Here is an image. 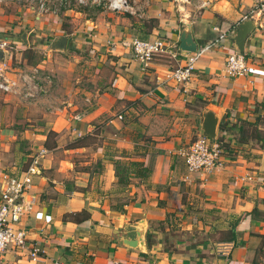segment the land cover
Masks as SVG:
<instances>
[{"label": "crops", "instance_id": "0c3cea01", "mask_svg": "<svg viewBox=\"0 0 264 264\" xmlns=\"http://www.w3.org/2000/svg\"><path fill=\"white\" fill-rule=\"evenodd\" d=\"M175 1L142 3L140 18L106 12L78 20L79 12L69 10L77 26L68 32L52 16L12 15L0 6V36L18 48L11 66L15 59V68L28 67L22 54L30 48L40 55L35 64L52 76L49 97L20 106L22 126H0V170L21 169L43 147L45 133L56 134L31 187L50 221L21 220L25 244L5 247L0 264H263L264 13L252 11L257 0ZM243 20L252 25L241 52L258 72L228 78L222 68L226 55L238 51L233 31ZM186 26L196 43L191 54L178 49ZM61 37L63 49H50ZM154 37L167 51L140 69L129 41ZM191 56L183 84L165 78ZM204 112L215 119L222 165L189 173L179 151L201 134ZM84 135L86 145L67 146ZM119 151L150 169L145 181L115 188L107 158ZM107 191L121 192L124 201L111 207ZM82 209L86 220L62 221ZM140 219L149 235L144 252L121 246L113 232L129 234ZM32 245L43 251L35 261L28 256Z\"/></svg>", "mask_w": 264, "mask_h": 264}, {"label": "built area", "instance_id": "2783aa9c", "mask_svg": "<svg viewBox=\"0 0 264 264\" xmlns=\"http://www.w3.org/2000/svg\"><path fill=\"white\" fill-rule=\"evenodd\" d=\"M66 1L68 0H35L36 12L40 15L55 17L59 14V9L66 6ZM107 1L110 10L126 11L138 18L141 17L144 9V4L132 7L125 0ZM203 4H205L204 1L200 3V5ZM252 11L258 14L264 13V0H257ZM88 33V36H92L90 32ZM129 43L140 69L149 66L153 55L164 53L168 48V44L158 37L149 40L132 38ZM17 50L15 43L0 36V94L4 97H11L16 101L15 104L49 97L52 88L51 74L36 64L23 69L11 66L12 58ZM194 59L195 56L188 57L185 65L179 66L178 64L171 67L165 78L175 84H183L191 74ZM222 72L226 77L234 78L254 74L258 70L247 63L242 52L233 51L226 55ZM222 151L216 139L211 140L200 134L195 136L184 150L179 151V156L189 173H208L221 168ZM46 152V148L39 147L27 157L21 169L0 170V253L7 246L13 249H20L24 246L25 232L20 228L19 223L25 217L32 216L45 223L50 221V215L42 213L36 206V197L31 192L32 179L40 174L39 160ZM42 252L32 245L28 249V256L35 261L39 258L38 253ZM262 263L264 264V260ZM53 264H58V262Z\"/></svg>", "mask_w": 264, "mask_h": 264}, {"label": "rangeland", "instance_id": "374dc122", "mask_svg": "<svg viewBox=\"0 0 264 264\" xmlns=\"http://www.w3.org/2000/svg\"><path fill=\"white\" fill-rule=\"evenodd\" d=\"M129 6L135 7L139 6L142 3L149 2V0H125ZM158 1V0H157ZM195 2L196 0H192ZM66 6L59 9V14L57 16H52L50 19L52 21L59 20L61 23L62 30L65 32L73 30L77 24L75 22L71 21V17L66 16L65 12L69 10H74L79 12L78 13V20H81L82 17H92L94 14L98 15L99 13H108V12H115L108 8L107 0H68L66 1ZM173 2H176L173 0ZM0 6L4 8L6 13H12L15 14L17 11H23L21 12L24 14L25 11L30 12L31 16L36 15V2L35 0H0ZM33 7V9L31 8ZM117 13H127L126 11H118ZM46 16V15H45ZM39 54L36 53V58H39ZM13 66L17 67L18 63L17 61H13ZM30 66V65H29ZM25 68L24 66L20 69ZM1 96V95H0ZM7 100L3 101L4 99L0 97V126L3 127L4 125L17 126L20 127L25 122L22 121L21 117L23 115V111H21V107L23 105H29V104H35L41 100L37 101H31V102H24L23 104H17L15 100L11 99V97H5ZM13 118V119H12ZM15 118V119H14ZM15 142V141H14ZM18 144H21L20 148H23V142H17ZM33 144V142H32ZM31 145V144H30ZM24 147H27V145H24ZM38 147V145L36 146ZM40 147V146H39ZM26 161V160H25ZM25 163V162H24ZM24 166V164H23ZM107 194H111L108 199H110L109 203L111 204V207H116L118 204L124 201V196L121 192L117 191H111L106 192Z\"/></svg>", "mask_w": 264, "mask_h": 264}, {"label": "water", "instance_id": "95a60500", "mask_svg": "<svg viewBox=\"0 0 264 264\" xmlns=\"http://www.w3.org/2000/svg\"><path fill=\"white\" fill-rule=\"evenodd\" d=\"M252 23L250 20H243L241 23L237 24L236 29L233 31L234 42L238 51H242V39L244 35L249 31ZM185 31H179L177 35L178 49L181 52L193 53L196 52V43L190 38L188 27H185ZM65 39L63 37L57 39L55 42H52L50 49L55 51H61L64 47ZM215 119L209 112H204L202 118L199 122L201 127V135L215 140ZM147 223L144 219H140L131 224L129 234H119L117 230H113L116 234L115 240L123 247L127 249H134L138 252H144V238L146 235Z\"/></svg>", "mask_w": 264, "mask_h": 264}, {"label": "trees", "instance_id": "16d2710c", "mask_svg": "<svg viewBox=\"0 0 264 264\" xmlns=\"http://www.w3.org/2000/svg\"><path fill=\"white\" fill-rule=\"evenodd\" d=\"M26 65H34L39 58H36V53L30 49H24L22 54ZM56 134L48 130L45 133V139L43 141L44 148H53L54 147V138ZM88 139L87 135L77 137L73 141L67 144L68 147H80L86 145V140ZM216 141L220 143L222 147L221 139L216 138ZM118 157H112L109 155L107 162L111 165V170H113V176L115 178L114 185L115 188L124 189L129 184L133 183V180L136 179L137 182L145 181L149 174L150 169L147 166H144L141 161L136 159H131L124 151L118 152ZM89 217V214L85 210H80L77 212L69 213L63 215L62 221H66L67 218L73 219L75 222L86 220ZM234 235V233H231ZM148 233L145 235V238H148ZM165 237V236H164Z\"/></svg>", "mask_w": 264, "mask_h": 264}]
</instances>
